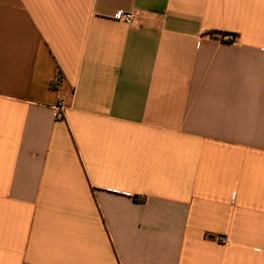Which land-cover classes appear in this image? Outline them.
Masks as SVG:
<instances>
[{
    "label": "crops",
    "instance_id": "obj_1",
    "mask_svg": "<svg viewBox=\"0 0 264 264\" xmlns=\"http://www.w3.org/2000/svg\"><path fill=\"white\" fill-rule=\"evenodd\" d=\"M0 264H264V0H0Z\"/></svg>",
    "mask_w": 264,
    "mask_h": 264
},
{
    "label": "built area",
    "instance_id": "obj_2",
    "mask_svg": "<svg viewBox=\"0 0 264 264\" xmlns=\"http://www.w3.org/2000/svg\"><path fill=\"white\" fill-rule=\"evenodd\" d=\"M123 20L126 21V22H132L135 20L134 18V15L131 14V13H126L123 15ZM226 38L228 39H232L233 36L231 34H226L224 35ZM60 80H61V75L58 74L53 82L54 85H58L60 83ZM64 108H65V105H64V102L62 100H59L53 107L54 109V114H55V117L57 119H61L63 118L64 114H63V111H64Z\"/></svg>",
    "mask_w": 264,
    "mask_h": 264
}]
</instances>
